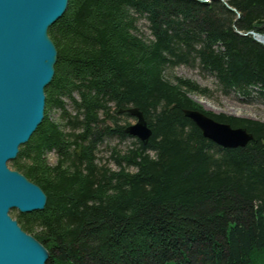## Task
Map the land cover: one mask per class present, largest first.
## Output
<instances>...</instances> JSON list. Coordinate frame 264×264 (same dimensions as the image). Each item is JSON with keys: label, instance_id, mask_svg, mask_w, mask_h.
Returning <instances> with one entry per match:
<instances>
[{"label": "trees", "instance_id": "trees-1", "mask_svg": "<svg viewBox=\"0 0 264 264\" xmlns=\"http://www.w3.org/2000/svg\"><path fill=\"white\" fill-rule=\"evenodd\" d=\"M249 32L264 36V0H68L48 29L44 119L12 162L46 196L16 215L46 264H264V123L207 112L190 98L207 89L167 75L198 69L223 96L264 106V46ZM131 108L146 144L126 133ZM186 110L254 141L219 147ZM110 140L130 141L115 170L97 156Z\"/></svg>", "mask_w": 264, "mask_h": 264}, {"label": "water", "instance_id": "water-1", "mask_svg": "<svg viewBox=\"0 0 264 264\" xmlns=\"http://www.w3.org/2000/svg\"><path fill=\"white\" fill-rule=\"evenodd\" d=\"M223 1V0H220ZM68 0H0V264H46L47 250L9 216L43 211L46 196L7 163L14 161L44 119L45 89L54 77L57 51L48 29L65 13ZM264 46V36L249 32ZM126 133L146 144L152 131L137 108ZM202 136L225 149L244 148L254 137L196 110L184 111ZM264 145V141L262 142Z\"/></svg>", "mask_w": 264, "mask_h": 264}, {"label": "rangeland", "instance_id": "rangeland-1", "mask_svg": "<svg viewBox=\"0 0 264 264\" xmlns=\"http://www.w3.org/2000/svg\"><path fill=\"white\" fill-rule=\"evenodd\" d=\"M167 75L169 77H175V78H181V79L193 81L201 88L207 89L209 94L206 97H202L198 95L190 96V98L193 101H195L198 105L202 107L203 110L207 112H211L215 115L224 114L232 117H239V118H244V119H249L252 121H258L264 123V106L262 104H258V103L248 104L246 102H242L240 99H238L237 96H234V94H231L229 96H223L220 93L219 89L217 88L216 81L214 80V78L200 74L198 69H192L181 66L167 73ZM65 104L67 111L72 112L71 104L68 101H65ZM49 118L52 121H58L59 112L57 110L51 111ZM126 123L128 124L127 127H129L135 124V120L128 119L126 120ZM129 145H130V141L124 143H120L117 140L105 141L103 146L99 148L97 156L101 161V163L105 164L109 169L115 170L116 167L111 158V154L113 153L114 150L124 151L125 148ZM46 158L49 165L51 166L55 165L56 160L53 154H48ZM12 162L13 161L8 162L7 167L9 168V170L15 171L12 166ZM18 213L19 212L17 210H10L9 216L11 217V219L16 221L17 220L16 215Z\"/></svg>", "mask_w": 264, "mask_h": 264}, {"label": "bare ground", "instance_id": "bare-ground-1", "mask_svg": "<svg viewBox=\"0 0 264 264\" xmlns=\"http://www.w3.org/2000/svg\"><path fill=\"white\" fill-rule=\"evenodd\" d=\"M250 35V34H249ZM264 42V41H263ZM260 45V44H259ZM55 73V72H54Z\"/></svg>", "mask_w": 264, "mask_h": 264}]
</instances>
